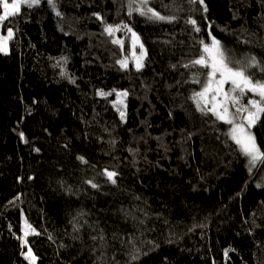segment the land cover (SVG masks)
<instances>
[{
  "label": "trees",
  "instance_id": "16d2710c",
  "mask_svg": "<svg viewBox=\"0 0 264 264\" xmlns=\"http://www.w3.org/2000/svg\"><path fill=\"white\" fill-rule=\"evenodd\" d=\"M55 4L2 25L0 264H29V248L37 264H264V165L250 172L230 126L197 109L207 70L185 67L215 37L264 81V0H151L172 22L130 16L129 0ZM251 131L264 149V115Z\"/></svg>",
  "mask_w": 264,
  "mask_h": 264
},
{
  "label": "snow or ice",
  "instance_id": "6c2138e0",
  "mask_svg": "<svg viewBox=\"0 0 264 264\" xmlns=\"http://www.w3.org/2000/svg\"><path fill=\"white\" fill-rule=\"evenodd\" d=\"M41 0H0V8L3 9V13L0 14V25H3L5 20L9 17L16 16L22 6L32 7L39 5ZM47 2L53 7H56L55 0H47ZM194 2V0H193ZM203 3V0H200ZM150 0H129V12L131 16L133 12L139 13L141 16H145L150 20L172 22L175 17H166L155 11L152 7H149ZM60 15L59 12L56 13ZM99 18V17H98ZM189 23L195 26L196 21L190 20ZM132 33V48L135 50L139 42V36L132 32L131 28L127 25L123 26ZM197 32L199 28L195 29ZM105 31L108 35H112L114 32L120 31L119 27H113L107 25ZM13 37V31L11 28L6 30V35L0 34V53H8V41ZM113 43L120 44L123 42L120 40H114ZM203 53L198 59L191 61L189 66H199L200 68L206 69L204 73L205 82L202 85V90L195 92L191 97L196 104L198 110L202 113H211L216 117L217 120L229 125V131L227 135L229 138L238 146L239 151L242 155L248 158L249 171H252L258 163L264 165V149H262L256 141L255 135L251 129L256 125L262 115H264V81H254L252 76L247 74V68L245 66L233 67L232 61L229 60L225 51L221 46V42L215 37H212L211 44L204 43L201 41ZM141 52L136 55L133 51V57L135 60V67L139 71L144 65L143 61L146 56V50L144 45L139 44ZM122 68L127 67V60L119 61ZM239 63V62H237ZM255 58H251L248 62L247 67L257 65ZM264 70V69H262ZM194 83H200L197 77L193 79ZM225 85H230L226 90ZM251 93L259 99H249L247 103H243V97ZM101 96L111 95V93H99ZM117 96H127V92L117 93ZM118 103L123 104L122 100ZM121 119L125 117V112L121 109ZM23 138V133H21ZM26 142V141H25ZM38 151V150H37ZM83 159V158H81ZM108 179L115 184L116 173L106 172ZM96 188V184L91 185ZM30 233L35 232V229L26 222V230L24 236L27 237ZM25 243L27 241L25 240ZM227 255V252L225 253ZM26 260H30V264H35L37 257L32 253L31 248L24 254ZM136 257H133L135 259Z\"/></svg>",
  "mask_w": 264,
  "mask_h": 264
},
{
  "label": "rangeland",
  "instance_id": "374dc122",
  "mask_svg": "<svg viewBox=\"0 0 264 264\" xmlns=\"http://www.w3.org/2000/svg\"><path fill=\"white\" fill-rule=\"evenodd\" d=\"M151 1V0H150ZM10 2H11V0H10ZM0 34H3L2 33V25H0ZM4 35V34H3ZM13 38V37H12ZM12 40V39H11ZM11 40H9L8 41V53L10 52V42H11ZM141 42H140V40H139V42H138V44H137V47L135 48V50H133V48H132V50L133 51H135V53H136V55H139L140 54V52H141V50L139 49V44H140ZM139 51V52H138ZM7 53V54H8ZM133 64H134V66H135V60L133 59ZM129 66V60L127 61V67ZM230 87V85H225V89L227 90L228 88ZM122 92H125V91H118V92H116L115 93V95H116V97H115V100H114V105H115V107L118 109H121V110H123L124 112H125V117H126V100H127V96L126 97H123V96H120V97H118L117 96V93H122ZM101 96V95H100ZM254 99H259V97H255ZM119 100H122L123 101V104H120V103H118V101ZM119 114H120V111H119ZM121 117V116H120ZM125 117H124V119H123V121H125ZM248 159V158H247ZM249 164V163H248ZM258 165V164H257ZM256 165V166H257ZM256 166L254 167V168H252V170H254L255 168H256ZM25 230H26V221H25V218L23 217V234H24V232H25ZM31 234V233H30ZM25 237V236H24ZM24 259H25V256H24ZM26 260V259H25ZM29 264H30V260H26ZM35 264H37V260H36V262H35Z\"/></svg>",
  "mask_w": 264,
  "mask_h": 264
}]
</instances>
